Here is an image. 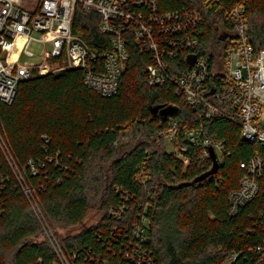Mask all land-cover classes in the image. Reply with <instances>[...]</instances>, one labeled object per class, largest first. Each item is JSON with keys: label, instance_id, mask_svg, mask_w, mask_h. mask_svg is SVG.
<instances>
[{"label": "trees", "instance_id": "1", "mask_svg": "<svg viewBox=\"0 0 264 264\" xmlns=\"http://www.w3.org/2000/svg\"><path fill=\"white\" fill-rule=\"evenodd\" d=\"M161 3L162 11L181 5L177 0ZM201 8L197 51L213 63L228 23L217 7ZM246 19L248 43L255 52L264 50V0L248 1ZM97 25L96 13L77 9L71 31L97 49L102 41ZM148 63V56L131 49L110 97L88 89L82 71L72 68L23 81L9 105L0 101V136L25 184L35 190L49 226L81 228L60 240L65 254L77 255L75 264H134L124 251L130 247L132 225L142 215L148 225L145 248L154 264H259L254 248L264 243V192L235 217L227 214V197L242 177L239 163L259 153L260 146L241 139L238 126L225 119L198 121V109L175 97L171 87H149ZM165 107L176 110L175 142L186 148L187 166L156 139L166 119L153 111ZM200 123L206 137L223 143V156L214 175L194 183L211 168V161L184 141L186 131ZM30 165L37 169L35 175ZM124 194L128 210L115 221L107 212ZM95 198L100 217L82 226ZM0 211V264L56 261L1 150ZM231 255L235 258L229 260Z\"/></svg>", "mask_w": 264, "mask_h": 264}, {"label": "built area", "instance_id": "2", "mask_svg": "<svg viewBox=\"0 0 264 264\" xmlns=\"http://www.w3.org/2000/svg\"><path fill=\"white\" fill-rule=\"evenodd\" d=\"M177 1L181 3L178 9L162 11L161 0H0V101L9 105L23 81L72 68L82 71L88 89L102 97L113 96L134 48L148 56L144 72L149 87H171L175 97L198 109V121L225 119L238 126L241 139L260 146L259 153L239 163L242 177L238 187L228 194L227 214L235 217L264 192V50L255 52L248 43L249 0ZM203 5L217 7L228 23L213 63L197 51ZM77 9L98 15L96 32L102 41L97 49L72 34ZM32 43L43 48L40 55L28 51ZM34 56L39 62L22 61ZM165 119L166 125L156 139L164 141L166 153L187 166L186 148L175 142L179 125L173 116ZM184 141L199 149L203 160H210L211 147L217 162L221 161L223 143L206 137L202 123L187 130ZM0 150L56 256L53 264H75L77 255L65 254L54 239L36 203L35 190L25 184L1 136ZM39 167L44 168V163ZM30 170L33 175L37 173L31 165ZM147 180L145 173L143 181ZM128 205L129 196L124 194L120 203L108 210V217L122 220ZM147 228L143 215L132 225L130 247L124 251L128 262L154 264L145 248ZM254 252L258 263L264 264V243ZM234 258L231 255L229 260Z\"/></svg>", "mask_w": 264, "mask_h": 264}, {"label": "rangeland", "instance_id": "3", "mask_svg": "<svg viewBox=\"0 0 264 264\" xmlns=\"http://www.w3.org/2000/svg\"><path fill=\"white\" fill-rule=\"evenodd\" d=\"M28 51H30L34 55H40L42 53V51H43V48L41 46H38V45L32 43L31 45H29ZM22 61H25L27 63H37V62H39V58H37L36 56H34L32 58H25L24 57V58H22ZM97 203H98V199L95 198V199L91 200L92 208L89 211V213H88L87 217L85 218V220L83 221L82 226L93 225L99 219L100 212L98 210H96ZM45 221H46V219H45ZM47 225L49 226L48 223H47ZM49 229H50L54 239H56V241H58L60 243V240H62L63 237L74 235V234L78 233L81 228L79 226L70 227V228H61V227H51V226H49ZM41 238H43L45 241H47L46 237L43 236V234L41 235Z\"/></svg>", "mask_w": 264, "mask_h": 264}, {"label": "water", "instance_id": "4", "mask_svg": "<svg viewBox=\"0 0 264 264\" xmlns=\"http://www.w3.org/2000/svg\"><path fill=\"white\" fill-rule=\"evenodd\" d=\"M154 113H158L161 117L163 118H167V117H171L173 116L175 109L172 107H165V108H155ZM209 151V156H210V161H211V168L203 173L202 175L198 176L195 180L194 183H200L202 181H204L205 179H207L209 176L214 175L217 170H218V162L215 158V154L213 152V149L211 147L208 148Z\"/></svg>", "mask_w": 264, "mask_h": 264}]
</instances>
